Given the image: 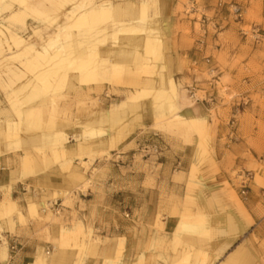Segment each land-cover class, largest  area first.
Listing matches in <instances>:
<instances>
[{
  "label": "rangeland",
  "instance_id": "1",
  "mask_svg": "<svg viewBox=\"0 0 264 264\" xmlns=\"http://www.w3.org/2000/svg\"><path fill=\"white\" fill-rule=\"evenodd\" d=\"M219 2L157 0L160 8L154 15L163 27V48L171 77L184 92L185 98L178 94L177 101L191 116L182 115L196 117V130L182 124L163 129L154 126L151 105L146 101V105L128 112L118 122L127 125L132 121L121 143L126 126L118 130L114 124L103 125L106 131L89 140L92 151L77 155L76 137L84 116L98 108L105 112L121 100L131 110V98L140 87L133 80L142 77L123 75L111 81L103 76L94 85L100 87H65L64 94L53 102L55 120L70 135L66 144L67 157L71 158L68 168L64 170V165L57 163L37 178L21 177L6 188L3 186L11 171L22 167L21 151L15 149L11 155L1 157L0 176L5 180H0V208L1 203L14 207L12 228L0 217L8 264H27L37 246H42L38 249L43 251L46 264H74L83 255L78 248L82 242L79 230L84 232L88 227L92 234L84 242L92 243V252L86 250L82 264H102L104 257V264H163L164 258L171 263L180 259L179 250L184 248L190 250V263L197 255L207 264H221L242 248L252 264L251 255L242 245L234 248L238 243L247 245L254 264H264V0ZM231 4L240 7L241 17H234ZM0 23L6 25L1 19ZM36 27L43 28L28 18L26 27L16 32L39 48L53 27L33 35L31 29ZM256 30L263 37L256 39ZM109 42L110 39L105 46ZM142 74L159 82V76L149 69ZM10 90L0 70V108L9 107ZM150 143L158 144L160 153L142 155V145ZM103 149L107 152H100ZM197 150L199 159L191 165ZM30 153L34 167H44V152ZM178 170L184 173L177 176L174 172ZM75 172H80V180H73ZM244 178H248L246 188L242 186ZM64 189L69 191L66 197L50 195ZM89 189L99 194V205L83 200ZM242 189L247 190L245 195ZM199 195L210 202L219 199L223 208L232 210L247 225L245 232L235 237L236 242L219 254L227 240L225 236L195 244L181 237L176 250L167 242L168 232L173 230L176 236L182 223L197 216L194 210ZM26 199L38 203V216L28 213ZM46 202H50L49 206ZM182 206L185 207L180 211ZM166 216L171 217L167 227ZM61 228L65 229L64 236ZM118 236H124L119 254L116 247L113 251ZM23 239L31 241V251ZM13 240L19 243L16 250L10 248ZM227 249L233 250L224 257L222 253ZM26 250L30 251L28 256H24ZM55 253L58 259L49 262Z\"/></svg>",
  "mask_w": 264,
  "mask_h": 264
},
{
  "label": "bare ground",
  "instance_id": "2",
  "mask_svg": "<svg viewBox=\"0 0 264 264\" xmlns=\"http://www.w3.org/2000/svg\"><path fill=\"white\" fill-rule=\"evenodd\" d=\"M157 4V0H0V19L6 23H0V70L6 85L11 88L9 95H12L8 99L9 107L0 108V157L19 149L22 159L21 170L19 173H11L9 182L19 177L37 176L30 153L32 150L44 152L41 157L44 171L41 174L57 163L64 165V170L70 166L71 159L67 157L65 147L67 133L61 130L62 124L55 120L53 102L56 97L64 94L62 90L65 87L91 89L103 76H110L113 81L121 72L128 73L129 68L121 62H131L143 70L149 69V72L159 76V82H154L148 76L131 98V110L122 101L111 105L105 112L98 108L87 113L81 122L82 141L76 144L77 155L81 156L88 149L84 141L105 131L102 125L114 124L118 130L126 126L118 125V122L123 121L128 112L135 111L144 101L150 102L154 126L163 129L167 125L182 124L196 130V117L184 118L183 108L177 101L178 94L185 98L184 92L179 91V84L165 72L168 60L163 48L162 29L157 25L158 18L154 17L160 8ZM62 16L64 21L61 22ZM28 18L44 29L53 27L39 48L16 32L26 27ZM43 28L31 29L33 35H38ZM108 39L112 44L106 48ZM109 55L116 56L121 62L110 59ZM111 141L115 143L114 136H111ZM198 152L195 160L199 159ZM73 174V180L81 179L78 173ZM3 187H10V183ZM50 195L66 197L69 191L54 190ZM221 202L216 198L210 202L199 195L194 210L197 216L180 225L178 234L172 240L173 250L180 246L181 237L188 240L187 243L195 244L225 236L227 240L218 254L228 248L247 225L239 221L232 210L223 208ZM49 204L45 203L46 206ZM26 205L31 216L39 215L37 202L26 199ZM1 207H4L0 208V217H4L2 222L12 228L13 205L5 207L1 203ZM61 230L64 236L65 229ZM79 234L82 242L78 248L83 255L74 264H82L86 259V250L90 252L92 249V243L84 242L91 237V228L88 227L84 232L80 229ZM116 239L119 254L124 236ZM0 241V262L8 264L7 243L1 234ZM190 256V250L184 248L182 252L179 250L180 259L170 263L164 258L163 264L208 263H205V259L197 258V255L193 263H190ZM58 257L57 253L51 255L49 262ZM32 258L27 264L48 262L41 249H37ZM221 264L251 263L245 251L238 248Z\"/></svg>",
  "mask_w": 264,
  "mask_h": 264
},
{
  "label": "crops",
  "instance_id": "3",
  "mask_svg": "<svg viewBox=\"0 0 264 264\" xmlns=\"http://www.w3.org/2000/svg\"><path fill=\"white\" fill-rule=\"evenodd\" d=\"M157 25L161 28V29H163V27H162V25L160 24V22H159V19H157ZM111 44H112V42H109L108 44H107V46H105L106 48H109L110 46H111ZM109 58L110 59H112V60H115V61H118V62H121V60H119L116 56H112V55H109ZM169 59V58H168ZM121 64H123V65H126L128 68H129V72L128 73H125V72H121L120 74H119V76L117 77V79L116 80H120L121 78H122V76L123 75H126V76H128V77H131V79H134L135 77H139V74L140 75H142V77H139L138 79H136V80H133V82L135 83V84H138V85H140V87H141V85L143 84V82L145 81V79L147 78V77H144L143 76V74H142V72L144 71L142 68H141V66H137V65H135V63H131V62H121ZM136 68V69H135ZM168 68L169 67H167V69H166V74L168 75V74H170L171 75V73H170V71L168 70ZM109 80H111L112 81V79H111V77L110 76H106ZM98 87H100V86H98ZM98 87H92L91 89H93V88H98ZM139 87V88H140ZM80 89V88H79ZM81 89H87V88H81ZM90 89V90H91ZM134 90H136V89H134ZM134 90H130L129 92H131V91H134ZM122 101H125V100H121V101H119V102H115V103H113V104H119V103H121ZM146 105V101H144V102H142V103H140L139 105H138V108H140L141 106H143V105ZM103 111V110H102ZM183 111V110H182ZM183 113H184V111H183ZM184 115L185 116H187V117H189V116H191V115H186L185 113H184ZM132 122V121H131ZM131 122H128V124L126 125V128H124L123 129V134H124V136H123V138L121 139V141L119 142V143H121L127 136H128V134H129V132H130V130H131V128H132V123ZM104 125H106V124H104ZM101 128H103L104 129V127H103V125L101 126ZM105 131H106V129H104ZM127 130V131H126ZM69 137H70V135H68L67 134V142L65 143V147H66V144L69 142ZM76 140H77V142H76V144L77 143H79L80 141H82V138L80 137V132L77 134V137H76ZM84 143H87L88 144V149L90 150V152L92 151V149H90V141H84ZM118 143V144H119ZM117 144V145H118ZM116 145V146H117ZM88 149L86 150V151H88ZM86 151H85V153L84 154H86ZM68 152V148H66V153ZM100 152H107V149H103V150H100ZM12 153V152H11ZM11 153H9V154H7L6 156H9V155H11ZM88 153V152H87ZM76 154H77V150H76ZM67 155V154H66ZM3 156H5V155H3ZM3 156H1V157H3ZM1 157H0V159H1ZM71 159V158H70ZM85 162V161H84ZM195 162V156H194V159H193V161H192V163H191V165L193 164ZM191 165H190V167H191ZM119 166V165H118ZM37 176L35 177V178H37L38 176H40V175H42L41 173L44 171V169H43V167L41 168L40 166H38L37 168ZM21 169L18 167V168H16V169H14V170H12L11 171V173H19V171H20ZM190 170V169H189ZM189 170L188 171H186L187 173V176L188 177H190V175H189ZM179 171H181V170H178V171H175L174 173L177 175V176H181V174H183L184 173V171H181V172H179ZM11 173H10V177H11ZM78 173H80V172H78ZM10 177H9V180L6 182V183H4V185H6V184H9L10 183V187L12 186V184L16 181V180H19V178H21V177H19V178H16L15 180H13L12 182H9L10 181ZM24 179V178H23ZM0 180H5V177H3V176H0ZM189 180V179H188ZM98 193L97 192H94V191H92L91 189H89V190H87V196L83 199L85 202H87L88 204L90 203V204H93V201H96V204H98L99 205V199H100V197H98ZM15 200V199H14ZM98 201V202H97ZM104 202V201H103ZM102 202V204L105 206V204ZM195 205H197V202H196V204ZM183 207H185V206H182V208L180 209V211L183 209ZM194 207V206H193ZM90 209V207L88 208V210ZM164 224H165V227H167L168 225H170L171 224V217H169V216H166L165 217V219H164ZM246 230V229H245ZM245 230L243 231V232H245ZM242 232V233H243ZM241 233V234H242ZM173 236H174V234H173V230L171 231V232H168L167 233V242H169L170 243V245L172 246V249H173V245H172V240H173ZM23 241L25 242V247H28V249L31 251V249H30V246H31V241L30 240H26V239H23ZM234 242H236V240L234 241ZM234 244V243H233ZM232 244V245H233ZM231 245V246H232ZM238 245H242L247 251H248V253L251 255V261H252V264H254V257H253V255L251 254V252L248 250V247H247V245L246 244H243V243H238L237 245H235V247L234 248H236ZM230 246V247H231ZM115 247H116V245L114 246V248H113V251H114V249H115ZM229 247V248H230ZM38 248H42V246H37V248L35 249V252H34V255H35V253H36V251H37V249ZM228 248V249H229ZM233 248V249H234ZM228 249L224 252V253H222L223 255H224V257L227 255V253L229 252V251H231V250H233V249H231V250H229L228 251ZM29 250H26L25 252H24V256H28L29 255ZM221 254V255H222ZM223 257V258H224ZM220 262V261H219ZM218 262V263H219ZM217 263V264H218Z\"/></svg>",
  "mask_w": 264,
  "mask_h": 264
},
{
  "label": "built area",
  "instance_id": "4",
  "mask_svg": "<svg viewBox=\"0 0 264 264\" xmlns=\"http://www.w3.org/2000/svg\"><path fill=\"white\" fill-rule=\"evenodd\" d=\"M219 1H220L219 3H222V0H219ZM231 7H232V13L234 14V17L235 18L241 17L240 7L237 6L236 4H231ZM202 31L204 33L205 29L203 28ZM254 33H255V38L256 39H259V37H263L260 33H258V30H256ZM236 110H238V108ZM229 136L232 137V132H231V134ZM160 151H161V148L156 143H150L148 145H142V147H141V153L144 156L148 155V154H159ZM177 165L180 166L181 165V161H178ZM247 181H248V178H244V180H242L243 188H246V182ZM22 188H24V187H22ZM246 191H247L246 189H242L241 193L243 195H245ZM18 246H19V243L16 240H13L11 242L10 248H11V250H16L18 248Z\"/></svg>",
  "mask_w": 264,
  "mask_h": 264
}]
</instances>
